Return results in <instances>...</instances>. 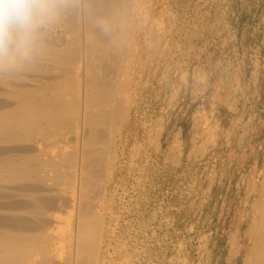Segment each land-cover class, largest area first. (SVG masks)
I'll return each mask as SVG.
<instances>
[{"label": "rangeland", "instance_id": "1", "mask_svg": "<svg viewBox=\"0 0 264 264\" xmlns=\"http://www.w3.org/2000/svg\"><path fill=\"white\" fill-rule=\"evenodd\" d=\"M132 1L98 263L264 264V0Z\"/></svg>", "mask_w": 264, "mask_h": 264}, {"label": "bare ground", "instance_id": "2", "mask_svg": "<svg viewBox=\"0 0 264 264\" xmlns=\"http://www.w3.org/2000/svg\"><path fill=\"white\" fill-rule=\"evenodd\" d=\"M132 10V0H79L47 33L38 65L0 75V264H99Z\"/></svg>", "mask_w": 264, "mask_h": 264}, {"label": "clouds", "instance_id": "3", "mask_svg": "<svg viewBox=\"0 0 264 264\" xmlns=\"http://www.w3.org/2000/svg\"><path fill=\"white\" fill-rule=\"evenodd\" d=\"M79 0H0V75L19 76L38 65L46 35L63 17L76 10ZM105 34L111 23L98 18Z\"/></svg>", "mask_w": 264, "mask_h": 264}]
</instances>
